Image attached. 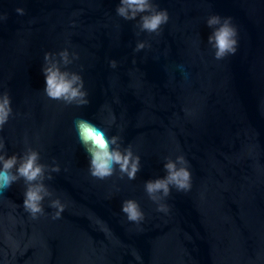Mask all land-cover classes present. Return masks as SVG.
Instances as JSON below:
<instances>
[{
	"label": "water",
	"instance_id": "95a60500",
	"mask_svg": "<svg viewBox=\"0 0 264 264\" xmlns=\"http://www.w3.org/2000/svg\"><path fill=\"white\" fill-rule=\"evenodd\" d=\"M153 2L169 16L159 34L140 32L139 15L118 16L119 0H0V94L12 108L0 141L6 156L38 151L53 193L32 218L23 179L0 190V264H264V0ZM214 13L238 29L236 53L221 60L207 43ZM138 41L147 46L134 51ZM62 50L87 105L43 91L44 53ZM77 118L131 145L135 179L118 167L104 180L89 174ZM177 155L192 186L171 189L158 212L145 181ZM52 199L65 206L57 219ZM126 200L139 204V223L121 212Z\"/></svg>",
	"mask_w": 264,
	"mask_h": 264
},
{
	"label": "clouds",
	"instance_id": "9594fccd",
	"mask_svg": "<svg viewBox=\"0 0 264 264\" xmlns=\"http://www.w3.org/2000/svg\"><path fill=\"white\" fill-rule=\"evenodd\" d=\"M15 11L19 15L25 12L20 7H17ZM115 12L124 20H136L139 15L136 27L140 32L147 33L159 34L161 26L169 19L167 10L160 9L153 0H119ZM5 18L6 16L0 15V19ZM205 24L211 29L207 36V43L214 50V58L221 60L234 55L238 47V29L233 18L214 13L207 17ZM146 46L145 42L138 41L134 51H140ZM57 55L59 60L56 59ZM43 61L42 74L45 78L43 91L49 99L77 106L89 103L86 99L87 92L84 90L82 77L76 72L66 70V66L71 63L67 50L59 53L45 52ZM61 65L65 66V70H62ZM109 66L115 68L116 61H109ZM11 114V100L8 93L4 92L0 94V128L7 123ZM74 127L78 140L89 157L88 171L92 177L104 180L114 175L118 167L121 178L124 175L129 180L136 178L140 170V157L133 154L131 145L121 150L120 137L109 136L107 129L83 118L74 120ZM39 161V152L30 147L26 148L19 157L16 154L6 156L4 144L0 141V190H6L13 183L23 179L25 190L22 206L32 218H36L38 214H44L42 202L46 197L53 195L44 184L46 178L52 179L51 175L47 177L45 175L49 167ZM163 169L165 172L163 177L145 181L144 187L149 199L157 204L156 210L166 213L168 205L161 201L169 197L173 188L177 192H188L192 186V176L189 163L183 155H177L175 159L165 157ZM50 171L59 172V166L53 165ZM49 206L56 210L53 213V219L59 218L65 207L59 199H52ZM121 212L130 222L139 223L144 219V213L134 200L124 201L121 205Z\"/></svg>",
	"mask_w": 264,
	"mask_h": 264
}]
</instances>
